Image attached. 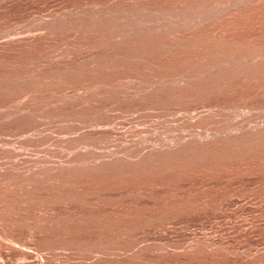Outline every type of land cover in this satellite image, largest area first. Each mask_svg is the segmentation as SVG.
<instances>
[{"label":"rangeland","instance_id":"rangeland-1","mask_svg":"<svg viewBox=\"0 0 264 264\" xmlns=\"http://www.w3.org/2000/svg\"><path fill=\"white\" fill-rule=\"evenodd\" d=\"M214 1L0 0V264H264V149L244 151L246 140L264 135V0ZM232 47L252 64L232 57L226 71L218 63ZM145 89L161 91L159 100ZM230 133L245 143L229 142Z\"/></svg>","mask_w":264,"mask_h":264},{"label":"bare ground","instance_id":"bare-ground-1","mask_svg":"<svg viewBox=\"0 0 264 264\" xmlns=\"http://www.w3.org/2000/svg\"><path fill=\"white\" fill-rule=\"evenodd\" d=\"M115 1H117V0H115ZM124 1H125V0H124ZM134 1H135V0H134ZM199 1L201 2V0H199ZM204 1H205V0H204ZM210 1H211V0H210ZM213 1H214V0H212V2H213ZM218 1H219V0H218ZM226 1H228V0H226ZM237 1H238V0H237ZM239 1L242 2V0H239ZM244 1H245V0H244ZM244 1H243V3H244ZM252 1H253V0H252ZM252 1L250 0L249 2L253 3ZM112 2H113V1H112ZM112 2H111V3H112ZM126 2H127V1H126ZM188 2H189V1H188ZM188 2H187V4H188ZM191 2H192V1H191ZM196 2H197V1H196ZM196 2H195V3H196ZM206 2H207V1H206ZM212 2H211V3H212ZM215 2L217 3V1H214V3H215ZM224 2H225V1H224ZM233 2H234V1H233ZM189 3H190V2H189ZM193 3H194V2H193ZM195 3H194V4H195ZM216 3H215V4H216ZM234 3H236V2H234ZM246 3H247V2H246ZM112 4H114V3H112ZM129 4H131V3H129ZM180 4H181V3H180ZM180 4H179V5H180ZM182 4H183V2H182ZM187 4H186V5H187ZM190 4H191V3H190ZM201 4H202V3H201ZM205 4H206L207 6L209 5V3H208V4L205 3ZM219 4H221V3L219 2ZM228 4H229V2H228ZM238 4H239V2H238L237 4H234V8L236 7L235 5H237L236 8H239L241 5H242L241 7H243V5H246V4H242V3H240L239 5H238ZM253 4H255V3H253ZM257 4H258V3H257ZM109 5H111V4H109ZM132 5H134V4H132ZM175 5H176V4H175ZM247 5H248V4H247ZM247 5H246V6H247ZM249 5H250V4H249ZM111 6H112V5H111ZM115 6H116V4H115ZM177 6H178V5H177ZM181 6H182V5H181ZM201 6H202V5H201ZM207 6H206L205 8H207ZM216 6H217V5H216ZM222 6H223V4H222ZM226 6H227V3H226ZM226 6H225V8H226ZM238 6H239V7H238ZM251 6H252V5H251ZM131 7H132V6H131ZM165 7H168V5L165 6ZM182 7H183V6H182ZM186 7H189V6H186ZM194 7H195V6H194ZM220 7H221V5H220ZM220 7L218 6V8H220ZM227 7L229 8V5H228ZM241 7H240V9H241ZM82 8H83V7H82ZM91 8H93V7H91ZM102 8H103V7H102ZM102 8H101V9H102ZM189 8H190V7H189ZM202 8H203V6L200 7V9H202ZM213 8H214V7H213ZM218 8L216 7L215 9H218ZM222 8H223V7H222ZM245 8H246V7H245ZM86 9H88V7H87ZM86 9H84V10L86 11ZM94 9H95V8H94ZM94 9H92V10L94 11ZM103 9H104V8H103ZM110 9H112V7H111ZM110 9H109V10H110ZM131 9H132V8H131ZM152 9H153V8H152ZM152 9H151V10H152ZM184 9H185V8H184ZM190 9H191V8H190ZM209 9H210V8H209ZM229 9H230V8H229ZM231 9H232V8H231ZM248 9H249V7H248ZM248 9H247V10H248ZM82 10H83V9H82ZM84 10H83V11H84ZM98 10H99V9H98ZM105 10H106V8H105ZM105 10H104V11H105ZM115 10H116V9H115ZM169 10H170V9H169ZM173 10H174V9H173ZM185 10H186V9H185ZM188 10H189V9H188ZM193 10H194V8H192V12H194ZM220 10H221V9H220ZM220 10H218V11L220 12ZM222 10H223V9H222ZM225 10H226V9H225ZM237 10H239V9H237ZM242 10H243V9H242ZM245 10H246V9H245ZM87 11H88V10H87ZM87 11H86V12H87ZM89 11H90V10H89ZM102 11H103V10H102ZM113 11H114V10H113ZM113 11H112V12H113ZM116 11H117V10H116ZM120 11H121V10H120ZM171 11H172V10H171ZM182 11H183V9H182ZM190 11H191V10H190ZM206 11H208V10H205V12H206ZM211 11H213V9H212ZM211 11H210V13H211ZM214 11H215V10H214ZM223 11H224V10H223ZM231 11H232V10L227 11V13H228V12L230 13ZM90 12H92V11H90ZM95 12H96V11H95ZM114 12H115V11H114ZM184 12H186V11H184ZM187 12H189V11H187ZM205 12H202V13L205 14V15H208L209 11L207 12V14H206ZM215 12H216V11H215ZM215 12H214V14H215ZM221 12H222V11H221ZM225 12H226V11H225ZM233 12L235 13V11H233ZM237 12H238V11H237ZM245 12H246V11H245ZM88 13H89V12H88ZM110 13H111V12H110ZM195 13H196V12H195ZM210 13H209V14H210ZM212 13H213V12H212ZM212 13H211V14H212ZM101 14H104V13H101ZM108 14H109V12H108ZM113 14H114V13H113ZM182 14H184V13H182ZM188 14H190V12H189ZM197 14H199V12H198ZM200 14H201V12H200ZM200 14H199V15H200ZM217 14H218V12H217ZM223 14H225V13H223ZM239 14H240V13H239ZM256 14H257V13H256ZM180 15H181V14H180ZM191 15H192V13H191ZM194 15H196V14H194ZM205 15H204V16H205ZM218 15H219V14H218ZM105 16H106V17L108 16V15H107V12H106V14L104 15V17H105ZM130 16H131V15H130ZM176 16H177V15H176ZM176 16H175V17H176ZM178 16H179V15H178ZM183 16H184V15H181L182 18H183ZM185 16H188V15H186V13H185ZM185 16H184V18H185ZM201 16H202V15H201ZM213 16H214V15H213ZM213 16H212V17H213ZM219 16H224V15L221 14V15H219ZM106 17H105V19H106ZM109 17H110V15H109ZM111 17H112V16H111ZM114 17H116V16L114 15ZM127 17H128V15H127ZM153 17H154V16H153ZM172 17H173V16H172ZM191 17H192V16H191ZM196 17L199 18L200 16L198 17V16L196 15ZM215 17H216V16H214V19H216ZM224 17H225V16H224ZM227 17H228V16H227ZM229 17H230V16H229ZM233 17H236V16H233ZM155 18H156V17H155ZM177 18H178V17H177ZM197 18H195V19L198 20ZM203 18H204V17H203ZM206 18H210V17H209V16H208V17L206 16ZM206 18H205V19H206ZM220 18H221V17H220ZM88 19H89V18H88ZM94 19H95V18H94ZM107 19H108V18H107ZM180 19H181V18H180ZM185 19H186V18H185ZM193 19H194V17H193ZM205 19H204V20H205ZM210 19H211V18H210ZM210 19H209V22H207L208 24L211 22ZM218 19H219V17H218ZM231 19H232V18H231ZM115 20L117 21V18H116ZM126 20H127V19H126ZM143 20H144V19H143ZM154 20H155V19H154ZM187 20L189 21L190 19L188 18ZM187 20H185V21H187ZM191 20H192V19H191ZM202 20H203V19H202ZM207 20H208V19H207ZM211 20H212V19H211ZM216 20H217V19H216ZM216 20H215V21H216ZM225 20H226V19H225ZM112 21H113V20H112ZM129 21H130V20H129ZM152 21H153V20H152ZM178 21H181V20H178ZM188 21H187V23H188ZM194 21H195V20H194ZM215 21H214V22H215ZM110 22H111V21H110ZM114 22H115V21H114ZM114 22H113V23H114ZM120 22H121V21H120ZM120 22H119V24H120ZM123 22H124V21H123ZM139 22H140V21H139ZM158 22H159V21H158ZM162 22H163V21H162ZM172 22H173V21H172ZM172 22H171V24H172ZM182 22H183V21H182ZM182 22H181L180 24H182ZM192 22H193V21H192ZM192 22H191L190 24H189V23H188V24L192 26V24H194V23H192ZM197 22H199V21H197ZM212 22H213V21H212ZM217 22H218V20H217ZM113 23L111 22V26H114V25H115V24L112 25ZM127 23H128V22H127ZM163 23H164V22H163ZM177 23H178V22H177ZM185 23H186V22H185ZM185 23H184V24H185ZM200 23L204 24V21H203V22L201 21ZM207 23H206V25H207ZM107 24L109 25L108 21H107ZM122 24H123V23H122ZM129 24H130V23H129ZM142 24H143V23H142ZM144 24H145V23H144ZM148 24H149V23H148ZM148 24H146V25H148ZM160 24H161V21H160ZM167 24H168V23H167ZM167 24H165V25H166V28H167ZM173 24H175V22H174ZM173 24H172V26H173ZM180 24H179V27H181ZM195 24H196V22H195ZM202 24H201L200 26H203ZM216 24H217V23L215 22V25H216ZM218 24H219V23H218ZM108 25H106L105 27L107 28ZM127 25H128V24H127ZM130 25H131V24H130ZM132 25H134V24L132 23ZM146 25H145V27H146ZM151 25H152V24L150 23V25H148V26L151 27ZM157 25H158V24H157ZM163 25H164V24H163ZM163 25H162V26L160 25V27H163ZM168 25L170 26V24H168ZM176 25H178V24H176ZM209 25H210V24H209ZM92 26H93V25H92ZM103 26H104V25H103ZM117 26H119V27L121 28L120 25H117ZM123 26L125 27V25H123ZM128 26H129V25H128ZM134 26H136V25H134ZM134 26H133V27H134ZM138 26H140V25H138ZM148 26H147V30H148ZM153 26H154V25H153ZM183 26H184V25H183ZM186 26H187V25H186ZM194 26H195V25H194ZM194 26H193V27H194ZM114 27H115V26H114ZM119 27H117V29H111L112 32H113V30H118ZM130 27H131V26H130ZM140 27H141V26H140ZM160 27H158V28H159V30H160V32H161V31L164 30V29L161 30ZM164 27H165V26H164ZM174 27H176V26H174ZM174 27H171L170 29H172V28H174ZM193 27H192V28H193ZM198 27H199V25H198ZM198 27H197V28H198ZM213 27H214V26L212 25V28H213ZM120 28H119L118 31H120ZM122 28H123V27H122ZM125 28H128V27L126 26ZM125 28H124V29H125ZM134 28H135V27H134ZM134 28H133V29H134ZM137 28H138V27H137ZM141 28H143L144 30L146 29V28H144V26H142ZM153 28H154V27H153ZM166 28H165V30H166ZM182 28H183V27H182ZM182 28H181V29H182ZM189 28H190V26H189ZM195 28H196V27H195ZM195 28H193V30H194ZM204 28H205V27H204ZM209 28H210V27H209ZM209 28H208V29H209ZM124 29H123V30H124ZM128 29H130V28H128ZM131 29H132V28H131ZM138 29L142 31V29H140V28H138ZM150 29H151V28H150ZM175 29H176V28H174L173 30L175 31ZM177 29H178V28H177ZM181 29H180V31H181ZM186 29H187V28L185 27V30H186ZM201 29H202V28H201ZM205 29H206V28H205ZM103 30H104V29H103ZM109 30H110V29H109ZM139 30H138V31H139ZM144 30H143V31H144ZM147 30H145V32H146ZM152 30H153V29H152ZM155 30H156V29H154V31H155ZM178 30H179V29H178ZM178 30H176V31H177L176 33L179 32ZM183 30H184V29H182V32H183ZM188 30H189V29H188ZM195 30H196V29H195ZM203 30H204V29H203ZM206 30H207V29H206ZM209 30H210V29H209ZM118 31H117V33H118ZM121 31H122V30H121ZM121 31H120V35L123 34V33L125 32V31H123V32H121ZM126 31H127V30H126ZM128 31H129V30H128ZM130 31H132V30H130ZM138 31H137V32H138ZM154 31H153V32H154ZM166 31H167V30H166ZM171 31H172V30H170V32H171ZM196 31H197V30H196ZM207 31H208V30H207ZM109 32H110V31H109ZM112 32H111V33H112ZM114 32H115V31H114ZM137 32H136V33H137ZM150 32H151V34H152V31H150ZM160 32H159V34H160ZM163 32H165V31H163ZM170 32H169V33H170ZM197 32H198V31H197ZM197 32H196V33H197ZM211 32H212V31H211ZM117 33H116V34H117ZM129 33H131V32H129ZM133 33H134V31H133ZM133 33H132V34H133ZM140 33L143 35L144 32H140ZM154 33H155V32H154ZM154 33H153V34H154ZM156 33H157V31H156ZM186 33H187V30H186ZM190 33H191V32H190ZM199 33H200V32H199ZM205 33H206V32H205ZM213 33H214V32H213ZM112 34H113V33H112ZM124 34H125V33H124ZM151 34L149 33L150 36H151ZM162 34H164V33L161 32V35H160V36H162ZM166 34H168V33H166ZM166 34H165V35H166ZM171 34H172V33H171ZM191 34H192V33H191ZM191 34H190V35H191ZM194 34H195V33H194ZM208 34H209V33H208ZM216 34H218V33L216 32ZM118 35H119V34H118ZM133 35H134V34H133ZM146 35H148L147 32H146ZM146 35H144V36H146ZM172 35H173V34H172ZM174 35H175V34H174ZM176 35H177V34H176ZM180 35H182V34L179 33V36H180ZM184 35H185V33H184ZM192 35H193V34H192ZM218 35H219V34H218ZM110 36H111V35H110ZM113 36H115V35L113 34L111 37H113ZM124 36H127V34H125ZM150 36H149V37H150ZM185 36H186V35H185ZM187 36H188V35H187ZM206 36H207V35H206ZM212 36H213V35H212ZM107 37H108V36H107ZM116 37H117V36H116ZM131 37H132V36H131ZM131 37H130V38H131ZM140 37H141V36H140ZM140 37H139V38H140ZM146 37H147V36H146ZM164 37H165V36H164ZM164 37H162V38H160V39H163ZM168 37H169V35H168ZM168 37H166V39H167ZM191 37H192V36H191ZM195 37H196V36H195ZM199 37H200V36H199ZM203 37H204V36H202L201 38H203ZM208 37L210 38L209 35H208ZM220 37H221V35H220ZM113 38H114V37H113ZM119 38H120V37H119ZM119 38H116V40L119 39ZM142 38H143V37H142ZM152 38H153V37H152ZM157 38H159L158 35H157ZM174 38H175V37H174ZM176 38H177V37H176ZM179 38H181V37H179ZM183 38H185V37H183ZM183 38H182V39H183ZM188 38L190 39V37H188ZM197 38H198V37H197ZM211 38H213V37H211ZM33 39H34V38H33ZM35 39H36V38H35ZM111 39H112V38H111ZM148 39H150V38H148ZM170 39L172 40V38H169V40H170ZM177 39H178V38H177ZM177 39H176V40H177ZM182 39H181V40H182ZM206 39H207V37H206ZM218 39H219V38H218ZM222 39H223V38H222ZM224 39H225V38H224ZM227 39H228V38H227ZM227 39H226V40H227ZM230 39H232V38H230ZM113 40H114V39H113ZM116 40H115V41H116ZM129 40H130V39H129ZM152 40H153V39H152ZM155 40H156V39H155ZM163 40H164V39H163ZM194 40H195V38H194L193 40H191V41L195 42ZM211 40L213 41V40H215V39L213 38V39H211ZM135 41H136V39H135ZM146 41H147V40H146ZM158 41H160V40H157V43H159ZM197 41H198V39H197ZM199 41H200V39H199ZM202 41H203V39H202ZM206 41H208V40H206ZM206 41H205V42H206ZM212 41H210V42L212 43ZM216 41H217V40H215V41H213V42H216ZM220 41H221V40H220ZM220 41H219V42H220ZM23 42H25V41H23ZM26 42H27V41H26ZM30 42H31V39H30ZM33 42H34V40H33ZM35 42H36V41H35ZM113 42H114V41H113ZM120 42H121V41H120ZM124 42H125V41H124ZM155 42H156V41H155ZM161 42H162V41H161ZM165 42L168 43V39H167V41H165ZM184 42H185V41H184ZM205 42H204V44H205ZM237 42H238V41H237ZM237 42H236V45H237V46H240L239 44H237ZM16 43H18V42H16ZM19 43H20V42H19ZM31 43H32V42H31ZM128 43H129V42H128ZM128 43H126V44H128ZM153 43H154V42H153ZM153 43H152V44H153ZM167 43H165V44L168 45ZM196 43H197V42H195V44H196ZM200 43H201V42H200ZM208 43H209V41L207 42V44H208ZM223 43H224V42H223ZM229 43L231 44L232 42H230V40H229ZM229 43H227V44H229ZM240 43H241V42H240ZM243 43H245V42H243ZM2 44H3V43H2ZM28 44H29V43H28ZM28 44H27V45H28ZM34 44H36V43H34ZM119 44H121V43H119ZM126 44H125V45H126ZM160 44H161V43H160ZM163 44H164V43H163ZM186 44H188V43L186 42ZM186 44H185V43H184V45L182 44L183 47H185ZM193 44H194V43H193ZM204 44H203V45H202V44H198L200 47H199V46H198V47L196 46V47H195L196 50H197V48H198V50H199V48H202L203 46L205 47L206 44H205V45H204ZM218 44H219V43H218ZM220 44H222V41H221ZM9 45H10V42H9ZM9 45L6 44V46H5V45H3V46H5V47L8 46V49H12L13 46H9ZM19 45H20V44H19ZM30 45H33V44H30ZM156 45H158V44H156ZM177 45H178V44H177ZM180 45H181V44H180ZM189 45H190V44H189ZM1 46H2V45H1ZM3 46H2V48H3ZM16 46H17V45H16ZM21 46H22V45H21ZM23 46H24V43H23ZM102 46H103V45H102ZM159 46L162 47V45H159ZM163 46H164V45H163ZM190 46H192V42H191V45H190ZM194 46H195V45H194ZM206 46H207V45H206ZM222 46H223V45H222ZM222 46H221V47H222ZM228 46H229V45H228ZM232 46H234V45H232ZM250 46H251V44H249V47H250ZM113 47H114V46H113ZM122 47H123V46H122ZM122 47H120L119 50H120ZM152 47H154V44L152 45ZM173 47H174V46H173ZM187 47H188V46H187ZM187 47H186V48H187ZM207 47H208V46H207ZM209 47H212V46L209 45ZM214 47H215V49H216V52H217V53H216V56H217V55H218V47H219V45H215V46H213V48H212L213 50H215ZM229 47H230V46H229ZM229 47H228V49H229ZM244 47H245V46H244ZM249 47L247 46L248 49H249ZM252 47H253V46H252ZM19 48H21V47H19ZM108 48L110 49V46H109ZM115 48H116V46H115ZM117 48H118V47H117ZM155 48H158V47L155 46ZM155 48H154V50L157 51V49H155ZM162 48H164V47H162ZM224 48L226 49V46H225ZM233 48H234V47L231 48V49H232L231 52H228V54H229L231 57L226 58V60L224 59V57H220V58L223 59V60L219 59V57L217 58V60H221V62L219 61L220 63H218V64H220L222 67H224L225 70H226V69H229V67L231 66V64H232V65L236 64V63L233 64V58H234V57L238 58L240 62H243V65H244V63H247V66H248V63H249V62H250L249 64H252L251 59H250L248 56H246L247 54L245 55L246 57H242L243 54H242V55L239 54L237 51L233 50ZM240 48H241V46H240ZM240 48L238 47V49H240ZM253 48H254V47H253ZM16 49H17V48H16ZM16 49H14V50H16ZM109 49H108V50H109ZM124 49H125V48H124ZM126 49H127V48H126ZM165 49H166V48H165ZM165 49H164V51H165ZM184 49H185V48H184ZM202 49H204V48H202ZM202 49L200 50V52L198 51V54H199V53L201 54ZM207 49H208V48H206V51H207ZM209 49H210V48H209ZM219 49H220V48H219ZM221 49H222V48H221ZM221 49H220V50H221ZM235 49H236V48H235ZM245 49H246V48H245ZM250 49H251V48H250ZM4 50H5V49H4ZM106 50H107V49H106ZM119 50H118V51H119ZM154 50H153V52H154ZM161 50H162V49H161ZM161 50H160V47H159V51H160V52H162ZM166 50H167V49H166ZM210 50H211V49H210ZM236 50H237V49H236ZM241 50H242V49H240V51H241ZM256 50H257V49H256ZM1 51H2V50H1ZM7 51L10 52L9 50H7ZM7 51H5V52H7ZM11 51H12V50H11ZM122 51H123V50H122ZM136 51H137V50H136ZM139 51H140V50H139ZM204 51H205V50H204ZM208 51H209V50H208ZM208 51H207V52H208ZM226 51H227V50H225V52H226ZM246 51H250V50H247V49H246L244 52H246ZM261 51H262V50H261ZM3 52H4V51H3ZM12 52H13V51H12ZM112 52H113V50H112ZM116 52H117V51H116ZM123 52H125V51H123ZM126 52H127V51H126ZM146 52H147V51H146ZM193 52H194V51H193ZM207 52H206V55H207ZM211 52H212V51H211ZM211 52H210V54H211ZM213 52H214V51H213ZM213 52H212V53H213ZM219 52H220V51H219ZM233 52H234V53H233ZM235 52H237V53H235ZM250 52H252V51H250ZM254 52H255V51H254ZM257 52H258V50H257ZM101 53H102V52H101ZM127 53H128V52H127ZM138 53H139V52H138ZM138 53H137V54H138ZM143 53H144V51H143ZM148 53H149V52H148ZM148 53H147V54L145 53L146 55H143V56H145V58H146V56L148 55ZM157 53H158V52H157ZM166 53H167V52H166ZM166 53H165V54H166ZM179 53H180V52H179ZM203 53H205V52H203ZM247 53H248V52H247ZM252 53H253V52H252ZM258 53H259V52H258ZM261 53H263V52H261ZM8 54H9V53H8ZM10 54H11V53H10ZM107 54H109V52H108ZM107 54H106V55H107ZM131 54H132V53H131ZM137 54H135L136 57H137ZM155 54H156V52L154 53L153 56H157V55H155ZM158 54H161V53H158ZM184 54H185V53H184ZM190 54H191V52H190ZM194 54H195V53H194ZM194 54H193V55H194ZM214 54H215V53H214ZM221 54H222V53H221ZM225 54H226V53H225ZM244 54H245V53H244ZM253 54H255V53H253ZM259 54H260V53H259ZM111 55H112V53H111ZM168 55H169V54H168ZM168 55H167V54L165 55L166 58H167ZM187 55H188V54H187ZM223 55H224V53H223ZM223 55H221V56H223ZM239 55H241V57H240ZM251 55H252V54H250V56H251ZM256 55H257V54H256ZM256 55H255V56H256ZM260 55H261V54H260ZM104 56H105V55H104ZM109 56H110V55H109ZM123 56H125V55H123ZM128 56H130V55H128ZM135 56H134V57H135ZM138 56H140V55H138ZM148 56H149V55H148ZM150 56L152 57V55H150ZM170 56H171V55H170ZM191 56H192V55H191ZM191 56H190V57H191ZM196 56H197V55H196ZM200 56H201V55H200ZM208 56H209V55H208ZM210 56H213V55H210ZM218 56H219V55H218ZM224 56H225V55H224ZM238 56H239V57H238ZM243 56H244V55H243ZM257 56H258V55H257ZM7 57H8V56H7ZM114 57H115V56H114ZM136 57L134 58V60L136 59ZM161 57H162V56H161ZM161 57H160V58H161ZM187 57H188V56H187ZM204 57H205V56H204ZM213 57H214V56H213ZM226 57H228V56H226ZM232 57H233V58H232ZM247 57H248V59H250V61L247 60ZM253 57H254V56H253ZM263 57H264V55H263ZM126 58H128V57H126ZM139 58H140V57H139ZM139 58H137L136 61H137ZM156 58H157V57H156ZM162 58H163V57H162ZM172 58H173V57L171 56V59H172ZM176 58H177V57H176ZM191 58H192V57H191ZM207 58H208V57H207ZM210 58H211V57H210ZM214 58H215V57H214ZM230 58H231V59H230ZM251 58H252V57H251ZM257 58L260 59L261 56H260V57L258 56ZM257 58H255V59L257 60ZM113 59H114V58H113ZM129 59H130V58H129ZM129 59H127V60L129 61ZM141 59H142V58H140L139 61H141ZM143 59H144V58H143ZM147 59H149V58H147ZM147 59H146V60H147ZM196 59H198V58H196ZM196 59H195V60H196ZM202 59H203V58H202ZM238 59H237V61H238ZM115 60H118V59H115ZM121 60H122V59H121ZM123 60H124V59H123ZM134 60L132 59V61L135 63ZM146 60H145V61H146ZM153 60H155V59H153ZM153 60H152V61H153ZM182 60H183V59H182ZM192 60H193V59H191V61H192ZM199 60H200V59H199ZM206 60H207V59H206ZM209 60H211L209 65L212 67V65H211V62L213 63L212 58L209 59ZM215 60H216V59H214V61H215ZM217 60H216V61H217ZM235 60H236V59H235ZM256 60H255V61H256ZM89 61H90V60H89ZM139 61H138V64H139ZM143 61H144V60H143ZM147 61H148V60H147ZM161 61H162V60H161ZM177 61H178V60H177ZM196 61H197V60H196ZM248 61H249V62H248ZM149 62H150V61H149ZM154 62H155V61H154ZM162 62H163V61H162ZM169 62L172 63L173 61H172V62L169 61ZM169 62H167V63H169ZM175 62H176V61H175ZM180 62H181V61H180ZM207 62H208V60H207ZM207 62H206V65H207ZM240 62H238V63H240ZM257 62H258V61H257ZM257 62H256V64H257ZM260 62H262V60H261ZM110 63H111V62H110ZM115 63H116V62H115ZM134 63H133V64H134ZM159 63H160V62H159ZM164 63H165V62H164ZM182 63H183V61H182ZM188 63H189V62H188ZM188 63H184V65H185V64H188ZM203 63H204V62H203ZM203 63H200V64H203ZM208 63H209V62H208ZM216 63H217V62H216ZM222 63H223V64H222ZM224 63H225V64H224ZM238 63H237V64H238ZM263 63H264V62H263ZM263 63H262V64H263ZM111 64H112V63H111ZM122 64L124 65V62H123ZM143 64H144V63H143ZM145 64H146V63H145ZM156 64H157V63H156ZM156 64H155V65H156ZM160 64H161V63H160ZM162 64H163V63H162ZM172 64H173V63H172ZM176 64H178V63H176ZM198 64H199V63L196 62V64H194V66H198ZM254 64H255V62H254ZM258 64H261V63H258ZM101 65H102V64H101ZM104 65H105V64H104ZM104 65H103V66H104ZM108 65H109V64H108ZM134 65H136V64H134ZM141 65H142V62H141ZM147 65H149V64H147ZM168 65H170V64H168ZM173 65H174V64H173ZM179 65H180V64H179ZM192 65H193V64H192ZM204 65H205V64H204ZM238 65H239V64H238ZM241 65H242V64H241ZM138 66H139V65H138ZM144 66H145V65H144ZM150 66H151V65H150ZM153 66H154V65H153ZM160 66H161V65H159V67H160ZM182 66H183V65H182ZM207 66H208V65H207ZM213 66H214V65H213ZM244 66H245V65H244ZM250 66H251V65H250ZM256 66H257V65H256ZM262 66H264V65H262ZM91 67H92V66H91ZM105 67H106V66H105ZM121 67H122V66H121ZM154 67H155V66H154ZM159 67H158V68H159ZM162 67H163V65H162ZM162 67H160V68H162ZM169 67H170V66H169ZM187 67H188V66H187ZM201 67H202V69L205 68V67H203V66H201ZM231 67H232V66H231ZM231 67H230V71H231ZM237 67H240V68H241V67H243V66H240V65H239V66H237ZM237 67H236V68H237ZM245 67H246V66H245ZM245 67H243L242 69H244ZM248 67H249V66H248ZM100 68H101V67H100ZM108 68H109V67H107V69H108ZM124 68H125V67H124ZM126 68H127V66H126ZM134 68H135V67H134ZM143 68H144V67H143ZM149 68H150V67H149ZM156 68H157V67H156ZM171 68H172V67H171ZM174 68H175V67L172 68V69H173V72H174ZM179 68L182 69V68H184V67H181V66H180ZM189 68H190V67H189ZM191 68H192V66H191ZM194 68H195V67H194ZM206 68H208V67H206ZM206 68H205V69H206ZM217 68H218V67H217ZM217 68H215V69H217ZM236 68H235V69H236ZM250 68H251V67H250ZM262 68H263V67H261L260 69L263 70ZM97 69H99V68H97ZM104 69H105V68H104ZM110 69H111V68H110ZM118 69H119V68H118ZM127 69H128V68H127ZM144 69H145V68H144ZM146 69H148V68H146ZM165 69H166V66H165ZM168 69H169V68H168ZM198 69H199V68H198ZM202 69H201V70H202ZM211 69H212V68H211ZM211 69H210V70H211ZM222 69H223V68H222ZM232 69H233V67H232ZM235 69H234V71H236L237 69L240 71L239 68H237L236 70H235ZM254 69H255V67H254ZM256 69H259V68H256ZM92 70H93V69H92ZM114 70H115V69H114ZM129 70H130V69H129ZM140 70H141V69H140ZM151 70H152V68H151ZM159 70H161V69H159ZM159 70H158V71H159ZM162 70H163V69H162ZM176 70H177V69H175V72H176ZM188 70H189V69H188ZM191 70H194V69H191ZM195 70H196V68H195ZM208 70H209V69H208ZM261 70H260V72H261ZM93 71H94V70H93ZM142 71H143V70H142ZM144 71H145V70H144ZM153 71H154V70H153ZM153 71H152V72H153ZM166 71H167V70H166ZM169 71H170V70H169ZM179 71H182V70H179ZM186 71H187V69H186ZM226 71H227V70H226ZM226 71H224V72L222 71V72H223V73H227ZM249 71H250V74L253 73V72L251 73V70H248V72H249ZM257 71L259 72V70H257ZM257 71H256V73H257ZM104 72H105V71H104ZM156 72H157V71H156ZM160 72H161V74H160V73H159V74L162 75V71H160ZM175 72H174V73H175ZM196 72L198 73V71H196ZM196 72H194V73L197 75ZM203 72H204V71H203ZM205 72L207 73V72H209V71L206 70ZM215 72H216V71H215ZM228 72H229V71H228ZM243 72H246V71L243 70ZM248 72H246V75H247ZM262 72H264V71H262ZM262 72H261V74H262ZM123 73H124V72H123ZM141 73H142V72H141ZM147 73H148V72H147ZM149 73H151V72H149ZM149 73H148V74H149ZM166 73L169 74L170 72H166ZM174 73L171 72L172 76L175 75ZM179 73H180V72H178L177 74H179ZM191 73H192L191 71H188V73H186V74L189 75V74H191ZM200 73H201V71H200ZM211 73H212V71H211ZM216 73H217V72H216ZM231 73H233V72H231ZM234 73H235V72H234ZM236 73H237V72H236ZM241 73H242V72H241ZM241 73H240V74H241ZM108 74H109V73H108ZM116 74H117V73H116ZM121 74H122V73H121ZM154 74H157V73L154 72L153 75H154ZM182 74H184V71L182 72ZM182 74H181V75H182ZM186 74H185L184 76H186ZM201 74H202V73H201ZM207 74H208V73H207ZM253 74H254V73H253ZM253 74H252L251 76H253ZM259 74H260V73H259ZM259 74H257V75L259 76ZM261 74H260V75H261ZM151 75H152V74H151ZM157 75H158V74H157ZM157 75H155V77H156ZM160 75H159V76H160ZM202 75H203V74H202ZM204 75H206V74H204ZM225 75H226V74H225ZM225 75H224V76H225ZM233 75H234V74H233ZM243 75H244V73H242V76H243ZM262 75H263V74H262ZM34 76H35V75H34ZM162 76H165V72H164V75H162ZM169 76H170V74H169ZM175 76H177V75H175ZM175 76H174V77H175ZM182 76H183V75H182ZM189 76H191V75H189ZM208 76H210V75H208ZM214 76H215V75H214ZM226 76H227V75H226ZM226 76H225V79H228ZM242 76H241V77H242ZM254 76H255V75H254ZM151 77H152V76H151ZM155 77L153 76V78H155ZM166 77L168 78V75H167ZM166 77H165V78H166ZM179 77H181V76H179ZM179 77H178V78H179ZM186 77H187V76H186ZM186 77H183V81H185L184 78L186 79ZM191 77H192V76H191ZM198 77H200L199 73H198ZM198 77H197V78H198ZM203 77H205V76H203ZM215 77H217V76H215ZM215 77H214V78H215ZM218 77L221 78L219 75H218ZM218 77H217V78H218ZM228 77H229V75H228ZM241 77H238V79L241 78ZM245 77H246V76H245ZM256 77H257V76H256ZM156 78H157V77H156ZM162 78H163V77H162ZM165 78H163V79H161V80L164 81ZM172 78H173V77H172ZM176 78H177V77H176ZM176 78H173V80H175ZM194 78L197 79L196 76H195ZM207 78H208V77H206V79H207ZM210 78H211V77H210ZM214 78L212 77V80H213ZM217 78H216V80H217ZM229 78H231V77H229ZM236 78H237V77H236ZM236 78H235V80H237ZM243 78H244V77H243ZM252 78H253V77H252ZM180 79H182V77H181ZM180 79H177V80L179 81ZM187 79H188V78H187ZM198 79L202 80V83H203V82L205 83V81H206V79H204V81H203V79H201V78H198ZM233 79H234V78H233ZM153 80H156V79H153ZM166 80H167V79H166ZM173 80H172V83H173ZM191 80H193V79H191ZM191 80H190V81L188 80V82H191ZM219 80H220V79H219ZM221 80H222V79H221ZM239 80H240V79H239ZM245 80H246V79H245ZM245 80H244V81H245ZM248 80H249V79H248ZM250 80H251V79H250ZM109 81H111V79H110ZM151 81H152V79H151ZM157 81H158V79H157ZM169 81H170V80L168 79V82H169ZM208 81H209V80H208ZM208 81H207V82H208ZM210 81H211V80H210ZM210 81H209V82H210ZM223 81H224V78H223ZM229 81H231V84H232V80H229ZM233 81H234V80H233ZM240 81H241V80H240ZM154 82H155V81H154ZM159 82H160V81H159ZM166 82H167V81H166ZM180 82H181V81H180ZM180 82H177L176 85H181V84L184 85L183 83H180ZM192 82H193V81H192ZM192 82H191V83H192ZM197 82H198V80H196L194 83H197ZM207 82H206V84H207ZM216 82H220V81H216ZM225 82H227V81L225 80ZM225 82H223V83H225ZM247 82H250V81H247ZM151 83H152V82H151ZM161 83H162V82H160V84H161ZM169 83H170V82H169ZM178 83H179V84H178ZM186 83H187V82H186ZM186 83H185V84H186ZM143 84H144V83H143ZM149 84H150V83H149ZM155 84H156V82H155ZM155 84H153V86H154ZM157 84H158V86H162V85H159L158 82H157ZM163 84H164V83H163ZM170 84H171V83H170ZM174 84H175V81H174ZM174 84H172L171 87L174 86ZM206 84H205V85H206ZM211 84H212V83H211ZM211 84L209 83V85H211ZM227 84H228V83H226L225 85L227 86ZM244 84H245V83H244ZM244 84H243V85H244ZM246 84H247V83H246ZM246 84H245V85H246ZM166 85H168V83H166ZM176 85H175V86H176ZM195 85H197V84H195ZM199 85H200V83H199ZM209 85H208V86H209ZM221 85H222V84H221ZM223 85H224V84H223ZM236 85H237V83H236ZM239 85H240V84H239ZM107 86H108V84H107ZM150 86H151V85H150ZM169 86H170V85H169ZM169 86H168V88H169ZM186 86H187V85H186ZM186 86H185V88H186ZM188 86H189V84H188ZM190 86H191V85H190ZM190 86H189V87H190ZM197 86H198V85H197ZM214 86H216V85L214 84ZM226 86H225V87H226ZM229 86H230V85H229ZM232 86H233V85H232ZM234 86H235V85H234ZM121 87H122V86H121ZM140 87H141V86H140ZM143 87H144V85H143ZM146 87L149 88V86H146ZM154 87H155V86H154ZM163 87L167 89V87H166L165 85H164ZM180 87H182V86H180ZM180 87H178V89H177V87H176V88L173 87V88H175V89H177V91H179V88H180ZM189 87H188V88H189ZM193 87H194V85H193ZM195 87H196V86H195ZM199 87H200V86H199ZM212 87H213V85H212ZM216 87H217V86H216ZM218 87H219V84H218ZM218 87H217V89H218ZM220 87H221V86H220ZM220 87H219V88H220ZM236 87H237V86H236ZM241 87H242V86H241ZM105 88H106V87H105ZM110 88H111V87H110ZM110 88H109V89H110ZM117 88H118V87H117ZM124 88H125V87H124ZM152 88H153V87H152ZM156 88H157V86H156ZM161 88H162V87H161ZM185 88H184V89H185ZM200 88H201V90H202V88H203L202 85H201ZM200 88H199V90H200ZM230 88H231V87H229V89H230ZM238 88H239V87H238ZM175 89H173V90L175 91ZM182 89H183V87H182ZM182 89H181V90H182ZM184 89H183V90H184ZM191 89H192V88H191ZM195 89H196V91H195V90H194V91L197 92V91H198V88L196 87ZM223 89H224V86H223ZM227 89H228V88H226L225 90H227ZM112 90H113V88H112ZM141 90H142V89H141ZM141 90H140V91H141ZM145 90L148 92L147 89H145ZM153 90H155V89L153 88ZM153 90L150 89V91H153ZM158 90H160V89H158ZM161 90L163 91V88H162ZM164 90H165V89H164ZM167 90H168V89H167ZM171 90H172V88H171ZM192 90H193V89H192ZM212 90H213V89H212ZM219 90H220V89H219ZM221 90H222V88H221ZM232 90H233V89H232ZM156 91H157V90H156ZM156 91H153V92H150V93L148 92V95H151V93H152V94L155 93V95L157 96V99H155V101H156V100H159V99H158V94H159V93H162L161 91H159L158 94H156V93H157ZM169 91H170V90H169ZM174 91H171L172 93L170 92L171 95L173 94ZM184 91H185V90H184ZM184 91H183V92H184ZM194 91H192V93H193ZM203 91H204V90H203ZM207 91H208V90H207ZM229 91H230V90H229ZM141 92H144V91L142 90ZM167 92H168V91H167ZM175 92H176V91H175ZM179 92H180V91H179ZM181 92H182V91H181ZM183 92H182V94H183ZM209 92H210V89H209ZM212 92H213V91H211V94H212ZM221 92H222V91H221ZM221 92H220V93H221ZM138 93H140V92H137V96H138ZM144 93H145V95L147 94L146 92H144ZM164 93H165V91H164ZM164 93H163V94H164ZM192 93H189V95L192 94ZM201 93H204V92L201 91ZM206 93H207V92H206ZM215 93H218V92H215ZM229 93H230V92H229ZM140 94H142V93H140ZM140 94H139V95H140ZM204 94H205V93H204ZM225 94H226V93H225ZM227 94H228V93H227ZM145 95H143V96H145ZM165 95H166V94H165ZM168 95H169V92H168ZM194 95H195V94H194ZM197 95H199V94H197ZM197 95H196V96H197ZM181 96L184 97V95H181ZM196 96H194V97H196ZM153 97H155V96L153 95ZM153 97L151 98L152 100L154 99ZM169 97H170V96H169ZM175 97H176V96H175ZM186 97H187V96H186ZM191 97H192V95H191ZM147 98H148V97H147ZM155 98H156V97H155ZM162 98H163V96H162ZM165 98H166V97H165ZM178 98H179V97H178ZM148 99H149V98H148ZM173 99L175 100V98H173ZM161 100H162V99H161ZM163 100H164V99H163ZM165 100H166V99H165ZM168 100H169V99L167 98V101H168ZM160 102H161V101H160ZM153 106H154V105H153ZM194 106H195V105H194ZM211 108H212V107H211ZM223 109H224V108H223ZM213 110H214V109H213ZM260 114H261V113H260ZM200 116H201V115H200ZM186 117H187V116H186ZM195 117H196V116H195ZM186 120H187V119H186ZM197 121H198V119H197ZM197 121H196V122H197ZM170 124H171V123H170ZM194 124H195V123H194ZM112 128H113V127H112ZM120 128H121V127H120ZM223 129H224V128H223ZM209 131H210V130H209ZM249 133H250V132H249ZM162 134H163V133H162ZM207 134H208V133H207ZM228 134H229V133H228ZM230 134H231V133H230ZM233 134H234V136H233L232 138L229 137V138H230V141H229V142L235 143L236 141H240V142L243 141L242 139H245V140H246V138H242L241 136L236 135V133H233ZM233 134H231V135H233ZM246 134H247V133H246ZM235 135H236V136H235ZM241 135H242V134H241ZM253 135H254V134H253ZM245 136H246V135H245ZM216 137H217V136H216ZM214 138H215V137H214ZM218 138L221 139V137H218ZM218 138H217V139H218ZM217 139H216V140H217ZM224 139H225V138H224ZM145 140H146V139H145ZM170 140H171V139H170ZM193 140H194V139H193ZM196 140L200 142L201 139H200V140L196 139ZM203 140H204V139L201 140L202 143H199V142H197V143H199L200 146H201V144H203ZM206 140H208V139H206ZM209 140H210V139H209ZM211 140H212V139H211ZM216 140L213 139V141H210V142L213 143V142H215ZM252 140H253V141H252ZM158 142H159V141H158ZM176 142H177V141H176ZM190 142H192V141H190ZM195 142H196V141H195ZM204 142H206V141H204ZM208 142H209V141H208ZM219 142H220V141H219ZM243 142H244V141H243ZM243 142H242V143H243ZM246 142L249 143V144H248L249 147H248V148H244V149H245L244 151H246V153H251V154L254 153L253 155H255L257 152H259V151H261V150L264 149V148H259L260 146H262V145L264 144V135L261 136V134H260L259 136H256V137H254V136L252 137V136H251V139L246 140ZM166 143H167V142H166ZM185 143H186V142H185ZM187 143H188V142H187ZM206 143H207V142H206ZM222 143H223V142H222ZM226 143H227V142H226ZM244 143H245V142H244ZM252 143H253V144H252ZM167 144H168V143H167ZM195 144H196V143H195ZM210 144H211V143H210ZM224 144H225V143H224ZM235 144H236V143H235ZM238 144H239V143H237L236 145H238ZM240 144H241V143H240ZM181 145H182V143L180 144V146H181ZM185 145H186V144H185ZM207 145H208V144H207ZM214 145H216V142H215ZM230 145H231V144H230ZM232 145H233V144H232ZM248 145H247V146H248ZM147 146H148V145H147ZM161 146H162V145H161ZM198 146H199V145H192V144H191V145L184 146V148H183V146H181V148H180V147H179V148H180V149L183 148V150H188V152H189V150H192L193 148L198 147ZM228 146H229V145H228ZM241 146H242V144H241ZM247 146H246V147H247ZM263 146H264V145H263ZM202 147H203V146H202ZM208 147H209V146H208ZM214 147H215V146H214ZM216 147H218V146H216ZM219 147H220V146H219ZM234 147H235V146H234ZM234 147H232V148H234ZM242 147H243V146H242ZM252 147H253V148H252ZM179 148H178V149H179ZM198 148H199V147H198ZM204 148H206V147H204ZM212 148H213V147H212ZM223 148H224V147H223ZM235 148H236V147H235ZM237 148H239V147L237 146ZM11 149H12V148H11ZM173 149H174V148H173ZM180 149H179V150H180ZM240 149H241V148H240ZM42 150H43V149H42ZM196 150H197V148H196ZM196 150H195V151H196ZM201 150H202V149H201ZM209 150H210V149H209ZM233 150H234V149H233ZM195 151H194V152H195ZM198 151H200V150H198ZM198 151H196V152H198ZM13 152H14V151H13ZM162 152H163V151H162ZM181 152H182V151H181ZM183 152H184V151H183ZM200 152H201V151H200ZM200 152H199V153H200ZM207 152H208V151H207ZM160 153H161V152H160ZM178 153H179V152H178ZM205 153H206V152H205ZM259 153H260V152H259ZM156 154H157V153H156ZM171 154H172V153H171ZM234 154H235V153H234ZM251 154H250V155H251ZM136 155H137V154H136ZM138 155H139V154H138ZM160 155H161V154H160ZM160 155H159V156H156L154 159L161 158L162 156H160ZM184 155H185V154H184ZM250 155H249V156H250ZM262 155H263V154H262ZM130 157H131V156H130ZM138 157H139V156H138ZM153 157H154V155H153ZM153 157H152V158H153ZM247 157H248V156H247ZM148 159H149V161H147V162H150V157H149ZM252 159H254V158H252ZM25 161H26V160H25ZM142 161H143V160H142ZM144 161H145V160H144ZM175 161H176V160H175ZM142 163H143V162H142ZM157 163H158V162H157ZM136 164H137V163H136ZM4 166H5V165H4ZM5 167H6V166H5ZM14 168H15V167H14ZM14 168H12V169H14ZM8 169H9V168H8ZM56 169H57V168H56ZM140 169H141V168H140ZM1 171H2V170H1ZM5 171H6V170H5ZM10 171H11V170H10ZM53 171H55V170H53ZM7 172H8V171H7ZM23 173H24V172H23ZM0 174H1V173H0ZM13 174H15V173H13ZM35 174H36V173H35ZM1 175H2V174H1ZM53 176H54V175H53ZM53 176H51V177H53ZM33 177H34V176H33ZM4 178H5V177H4ZM6 179H8V178H6ZM2 182H3V181H2ZM27 184H28V183H27ZM22 185H23V184H22ZM26 186H27V185H26ZM11 191H13V190H11ZM12 201H13V200H12ZM7 215H8V214H7ZM147 216H148V215H147ZM20 218H21V217H20ZM206 242H208V241H206ZM12 243H13V242H12ZM211 243H212V242H211ZM208 244H209V242H208ZM0 246H1V245H0ZM2 246H3V245H2ZM136 246H137V245H136ZM141 246H142V245H141ZM17 247H19V246H17ZM22 247H23V246H22ZM22 247H21V248H22ZM138 248H141V247L139 246ZM142 248H143V247H142ZM142 248H141V249H142ZM23 249H24V248H23ZM23 249H22V250H23ZM135 250H137V248H136ZM142 250H144V249H142ZM133 251H134V250H133ZM18 253H19V252H18ZM22 253H23V252H22ZM138 253H139V252H138ZM140 254H141V253H140ZM140 254H139V255H140ZM135 255H136V254H135ZM123 257H124V256H123ZM125 257H127V256H125ZM96 258H97V257H96ZM120 258H121V257H120ZM35 259H36V258H35ZM39 259H40V258H39ZM52 259H53V258H52ZM134 259H135V258H134ZM123 260H124V259H123ZM93 261H95V259H93ZM110 261H111V260H110ZM115 261H116V259H115ZM90 262H91V261H90ZM93 263H94V262H93ZM97 263H98V262H97ZM104 263H105V262H104ZM116 263H117V262H116ZM123 263H124V262H123ZM139 263H140V262H139ZM40 264H42V262H41ZM43 264H45L44 261H43ZM94 264H95V263H94ZM99 264H100V263H99Z\"/></svg>","mask_w":264,"mask_h":264}]
</instances>
